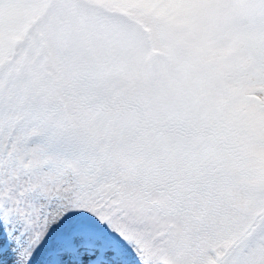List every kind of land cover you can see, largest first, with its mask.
Segmentation results:
<instances>
[{
    "label": "snow or ice",
    "instance_id": "obj_1",
    "mask_svg": "<svg viewBox=\"0 0 264 264\" xmlns=\"http://www.w3.org/2000/svg\"><path fill=\"white\" fill-rule=\"evenodd\" d=\"M0 264H264V0H0Z\"/></svg>",
    "mask_w": 264,
    "mask_h": 264
}]
</instances>
